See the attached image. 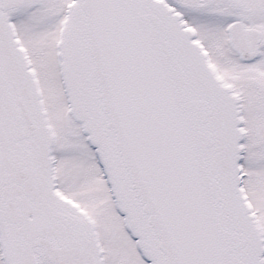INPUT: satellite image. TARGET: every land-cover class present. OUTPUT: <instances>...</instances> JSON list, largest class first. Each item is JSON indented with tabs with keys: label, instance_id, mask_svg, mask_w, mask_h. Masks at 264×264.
I'll return each instance as SVG.
<instances>
[{
	"label": "snow or ice",
	"instance_id": "snow-or-ice-1",
	"mask_svg": "<svg viewBox=\"0 0 264 264\" xmlns=\"http://www.w3.org/2000/svg\"><path fill=\"white\" fill-rule=\"evenodd\" d=\"M0 264H264V0H0Z\"/></svg>",
	"mask_w": 264,
	"mask_h": 264
}]
</instances>
